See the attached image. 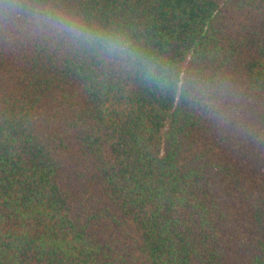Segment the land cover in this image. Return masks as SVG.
<instances>
[{"label": "trees", "instance_id": "trees-1", "mask_svg": "<svg viewBox=\"0 0 264 264\" xmlns=\"http://www.w3.org/2000/svg\"><path fill=\"white\" fill-rule=\"evenodd\" d=\"M37 6L115 47L0 27V264H264V0Z\"/></svg>", "mask_w": 264, "mask_h": 264}, {"label": "clouds", "instance_id": "clouds-1", "mask_svg": "<svg viewBox=\"0 0 264 264\" xmlns=\"http://www.w3.org/2000/svg\"><path fill=\"white\" fill-rule=\"evenodd\" d=\"M23 18L37 26H48L49 28L65 34L73 42L80 41L93 47L111 50L114 43L107 39L92 36L82 25L78 26L74 21L67 20L49 11H41L37 6V0H0V27L16 26ZM150 76L164 79V71L160 69H146ZM184 87L188 89V85Z\"/></svg>", "mask_w": 264, "mask_h": 264}]
</instances>
